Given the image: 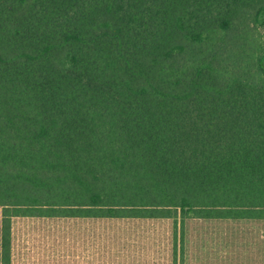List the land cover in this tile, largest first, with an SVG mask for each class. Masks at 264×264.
<instances>
[{
	"label": "trees",
	"instance_id": "trees-1",
	"mask_svg": "<svg viewBox=\"0 0 264 264\" xmlns=\"http://www.w3.org/2000/svg\"><path fill=\"white\" fill-rule=\"evenodd\" d=\"M19 217L264 218V0H0Z\"/></svg>",
	"mask_w": 264,
	"mask_h": 264
},
{
	"label": "rangeland",
	"instance_id": "rangeland-1",
	"mask_svg": "<svg viewBox=\"0 0 264 264\" xmlns=\"http://www.w3.org/2000/svg\"><path fill=\"white\" fill-rule=\"evenodd\" d=\"M253 224L246 227H258ZM242 228L235 222L196 218L19 217L11 226V264H166L171 259V236L175 233L185 234L187 240L190 235L233 233Z\"/></svg>",
	"mask_w": 264,
	"mask_h": 264
},
{
	"label": "crops",
	"instance_id": "crops-1",
	"mask_svg": "<svg viewBox=\"0 0 264 264\" xmlns=\"http://www.w3.org/2000/svg\"><path fill=\"white\" fill-rule=\"evenodd\" d=\"M203 220L219 221L220 223L235 222L242 225L243 228L233 233L219 232L190 235L187 240L185 234L175 233L171 236L173 239L171 259L166 264H264V218ZM250 224L258 227H246L250 226ZM193 239L196 242H193Z\"/></svg>",
	"mask_w": 264,
	"mask_h": 264
}]
</instances>
